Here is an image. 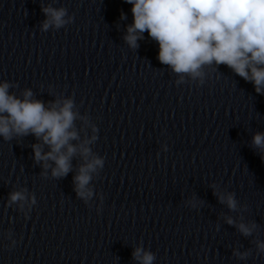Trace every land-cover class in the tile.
Masks as SVG:
<instances>
[{"label":"water","instance_id":"1","mask_svg":"<svg viewBox=\"0 0 264 264\" xmlns=\"http://www.w3.org/2000/svg\"><path fill=\"white\" fill-rule=\"evenodd\" d=\"M46 7L65 23L42 29ZM131 22L125 0H0V82L45 107L70 99L77 133L62 177L34 160L33 144L49 149L31 132L0 136V264H139L136 247L152 264H264V160L251 143L264 92L224 64L172 71L147 32L129 47ZM81 145L103 161L86 199L73 181ZM227 193L235 209L218 200Z\"/></svg>","mask_w":264,"mask_h":264},{"label":"clouds","instance_id":"2","mask_svg":"<svg viewBox=\"0 0 264 264\" xmlns=\"http://www.w3.org/2000/svg\"><path fill=\"white\" fill-rule=\"evenodd\" d=\"M130 5L132 22L126 26L123 37L131 48L138 39L148 37L157 44V60L168 65L176 73L200 76L202 65L224 64L245 81H251L254 91L264 92V0H125ZM46 19L41 28L49 25L60 27L65 23V9L43 8ZM123 18V14H121ZM9 84L0 82V136L10 138L12 133L24 135L31 132L48 146L41 151V144H33V158L54 163V177L64 176L70 169V158L77 147L69 141L77 137L73 127L76 113L72 101L51 102L45 107L40 100L32 99L30 90H24L23 98L8 92ZM95 131V129H93ZM91 139H95L93 136ZM89 141H85L87 144ZM251 143L260 151L264 160V132L253 134ZM79 151L85 158L73 177L74 190L79 197L92 195L87 187L94 172L103 163L99 157L87 159L89 149L83 145ZM47 168L48 164L45 163ZM10 202L24 200L20 191L8 194ZM218 200L229 209L236 208L231 193L218 195ZM228 224H233L226 217ZM254 226V225H253ZM243 235L252 228L244 223L236 224ZM264 251V242H258ZM243 256L244 254H239ZM132 257L139 264H152L153 253L136 247Z\"/></svg>","mask_w":264,"mask_h":264}]
</instances>
